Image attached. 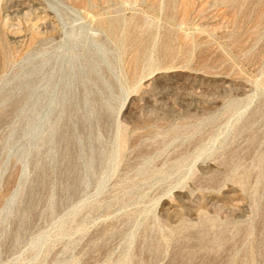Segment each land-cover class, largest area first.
Wrapping results in <instances>:
<instances>
[{
	"label": "rangeland",
	"instance_id": "rangeland-1",
	"mask_svg": "<svg viewBox=\"0 0 264 264\" xmlns=\"http://www.w3.org/2000/svg\"><path fill=\"white\" fill-rule=\"evenodd\" d=\"M0 264H264V0H0Z\"/></svg>",
	"mask_w": 264,
	"mask_h": 264
},
{
	"label": "bare ground",
	"instance_id": "bare-ground-1",
	"mask_svg": "<svg viewBox=\"0 0 264 264\" xmlns=\"http://www.w3.org/2000/svg\"><path fill=\"white\" fill-rule=\"evenodd\" d=\"M58 5V4H57ZM53 9V8H52ZM56 11V10H55ZM72 34V33H71ZM93 45L97 46V44L95 42L92 43ZM49 106H51V104L49 103ZM42 123V119H39L38 121H36V124H35V131L39 130L40 128V125ZM41 242V238L38 239L35 244H38Z\"/></svg>",
	"mask_w": 264,
	"mask_h": 264
}]
</instances>
